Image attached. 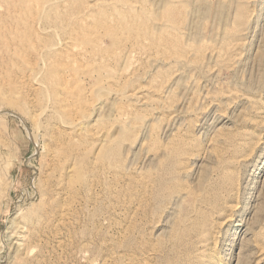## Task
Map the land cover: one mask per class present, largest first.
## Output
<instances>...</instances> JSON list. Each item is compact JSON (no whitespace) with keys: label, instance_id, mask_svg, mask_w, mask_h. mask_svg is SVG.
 Here are the masks:
<instances>
[{"label":"rangeland","instance_id":"374dc122","mask_svg":"<svg viewBox=\"0 0 264 264\" xmlns=\"http://www.w3.org/2000/svg\"><path fill=\"white\" fill-rule=\"evenodd\" d=\"M80 1L132 4L143 29L73 58L78 110L34 90L27 58L9 64L0 264H264V0Z\"/></svg>","mask_w":264,"mask_h":264},{"label":"bare ground","instance_id":"6f19581e","mask_svg":"<svg viewBox=\"0 0 264 264\" xmlns=\"http://www.w3.org/2000/svg\"><path fill=\"white\" fill-rule=\"evenodd\" d=\"M65 3L71 4L70 6L72 7L73 10H75L74 15H71V16L70 15H64V17L61 16L60 14L58 15V11H60L59 10L60 7L63 4L65 5ZM171 3L173 6L175 5V4H173V2H171ZM95 5H90L89 3H84L80 0H0V77H1L0 78V90H1V92L3 93V90H4L3 86H5V83H6V82H4V80H1V79L2 78L3 79L9 78V81H12L11 75L8 74L7 72L9 71V69H8L9 64H12V62L14 61L13 58H15V56H16V58H17V56L25 57V59L27 58V61H28L27 65H29L30 70H32V74H30L31 80L30 79L29 80L33 84V88L36 92H38L39 94H42L44 96L43 93H48L46 91V89H49V87H51L52 90L49 89V91H52V92L51 93L49 92V94H50L49 96H52V93H54L59 102H57L56 100H53V101H56V103H60V106L65 108V110H71L72 111V110H78L82 106L84 107L87 104L89 97H87V87L81 82L79 75L81 73H83L85 69L82 68V66H80V68L78 66H76L75 60L73 58L79 57L78 54L83 53L85 50L87 51L88 49L91 50L92 55L96 56V57H98V55L99 56L102 55L104 57L105 55H110V54L114 53L115 52L114 47L117 46L122 41L123 38L127 37L125 35H128V37H129L130 34L132 35L136 31L139 33L140 29L142 28V27H140V24H143V22H144L143 20H142L143 21L142 23H139L140 20H139V22H134L133 20L130 21L129 18L128 19L126 18L127 11L128 12H129V10L133 11V9L135 8V6L134 7L132 6V4L129 7L127 6L129 8V10L126 11V14H125L124 9L122 10L121 8H119V6L116 3H105V4L100 3L96 6L97 11L95 9ZM68 6H69V4H68ZM109 7H111L114 11L108 12L107 8H109ZM64 11H66V10H64ZM68 11H69V8H68ZM140 12H142V11L140 10ZM61 14H63V13H61ZM136 15H137V13H136ZM139 16H142V14L141 15L139 14ZM145 16H146V14H145ZM136 19H138V18L136 17ZM139 19H142V17H139ZM176 19H174V20L176 21ZM68 20H70V21H68ZM170 28L173 29V27H170ZM174 29H176V28H174ZM61 34L65 35V37H64L65 39L62 37L63 39L60 41L59 44H54V42L52 43V41H54V40L51 41V38L56 37V36L60 37ZM161 34H164V33H161ZM106 37H109V40L112 43L111 46H109V45L104 46V44H103L104 38H106ZM133 37H134V35H133ZM139 37H140V35H139ZM145 39H146V37H145ZM149 41H150V39H149ZM144 47H146V46H144ZM77 50H80L81 52H78ZM31 54L33 55V57L31 56ZM114 54H116V53H114ZM120 55H121V53H120ZM16 58H15V60H16ZM41 61L43 62V65H41V63H42ZM21 63H23V62H21ZM89 63H90V61H89ZM102 65L101 64H100V66L98 65L99 67L97 66L98 68H96V70H99L100 68L103 69L102 67H104L105 64H104V66H102ZM130 66H132V65H130ZM88 75H90V74H88ZM24 77H26V76H24ZM17 78H19V77H17ZM7 84L8 83H6V85ZM24 87H25V85H24ZM37 98H38V96H37ZM50 100H52V99L50 98ZM39 101L41 102L42 99L40 98ZM44 111H46V110H44ZM59 112H60V109H59ZM57 116H59V115H57ZM50 117H52V116H50ZM160 160H162V159H160ZM181 162H182V160H181ZM78 169H76V170H78ZM78 172L80 173V170ZM79 173L78 174L76 173L77 175L76 174L75 175L78 176ZM75 175H74V177H75ZM74 177H73L72 181H74ZM79 177H80V175H79ZM71 178H72V176H71ZM72 181H71V183H72ZM224 181H225V179H224ZM77 182H78V180H77ZM151 185L153 186V184H151ZM200 192H202V191H200ZM187 194L189 195V193H187ZM182 195H183V193H182ZM197 196H199V195H197ZM198 198L196 197L195 199H198ZM203 198H204V196H203ZM206 198H207V196H206ZM206 198H205V201H206ZM224 198H225V196H224ZM226 198H227V196H226ZM200 200L204 201V199H200ZM203 201H201V202H203ZM215 201L217 202L218 199ZM196 202H200V201H196ZM216 202H214V203L212 202L213 205ZM225 203H226V201H225ZM198 204L200 205V203H198ZM227 205H228V203H227ZM196 206H197V204H196ZM209 207H207L206 209H208ZM211 207L214 208L213 206H211ZM201 209H198V210L200 211ZM204 209L205 208H203V211H202L203 213L205 211ZM214 213H215V211H214ZM200 215H201V213H200ZM199 217H203V216H199ZM201 219L198 218L196 221L195 220L194 221L199 224L200 222H198V220H201ZM204 221H205V219H204ZM196 223H194L195 226H196ZM201 224H203V222ZM199 226H200V224H199ZM189 228H190V226H189ZM27 230H29V229H27ZM26 236H28V235H26V233H23L18 238L20 241V244L18 242L19 246L21 245L25 249H26V245L28 244V243L26 244V239H25ZM197 240H199V239H197ZM27 246L30 247V245H27ZM22 250H23V248H22ZM22 258H20L19 260H23Z\"/></svg>","mask_w":264,"mask_h":264}]
</instances>
